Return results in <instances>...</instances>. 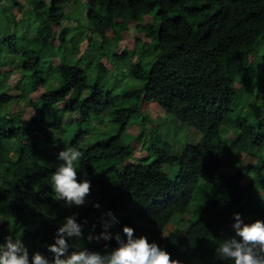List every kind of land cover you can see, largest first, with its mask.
Listing matches in <instances>:
<instances>
[{"label":"trees","instance_id":"1","mask_svg":"<svg viewBox=\"0 0 264 264\" xmlns=\"http://www.w3.org/2000/svg\"><path fill=\"white\" fill-rule=\"evenodd\" d=\"M67 4L69 13L62 10ZM0 12V109L7 108L0 113V244L19 238L30 256L39 251L51 259L47 245L75 214L83 238L70 241V251L109 252L114 239L89 242L87 236L103 230L101 214L111 210L119 216L116 232L128 225L138 236V222L149 241L157 237L183 264H234L216 252L235 235L233 213L245 223L264 220L257 184L264 185V96L255 98L264 87V53L248 65L264 45V0H0ZM130 22L134 46L119 51L115 42ZM11 25L12 31L2 28ZM5 65L21 75L8 90ZM114 65L127 79L109 73ZM117 86L121 92L113 93ZM148 104L198 139L173 150L158 123L148 152L128 161L134 145L123 136H131V118ZM23 105L31 112L23 115ZM71 114L78 117L69 120ZM98 120L115 131L88 139L101 129L89 130ZM52 144L57 154L67 148L83 153L78 179L90 180L92 188L84 205L56 199L51 177L63 162ZM250 155L256 162L246 164ZM164 164L178 169L171 176Z\"/></svg>","mask_w":264,"mask_h":264},{"label":"clouds","instance_id":"2","mask_svg":"<svg viewBox=\"0 0 264 264\" xmlns=\"http://www.w3.org/2000/svg\"><path fill=\"white\" fill-rule=\"evenodd\" d=\"M82 156L81 151L73 148L62 149L57 154V159L63 163L57 166L51 177L52 189L56 199L68 206L84 205L92 190L90 180L78 179L76 165ZM93 207L99 208V202ZM187 213L190 215L186 212L185 217ZM233 218L235 235L225 238L216 252L234 264H264V220L245 223L239 212H234ZM100 219L103 230L99 234L90 232L87 239L89 242H110L114 239L117 246L110 252L101 253L88 248L70 251V241L83 238V225L77 222L74 214L65 217V221L56 229L54 242L47 245L51 259L39 251L30 256L23 240L8 238L0 244V264H183L155 241H149L147 235L136 236L131 226L124 225L122 234L112 232L111 229L120 221L111 210L102 213ZM104 247L107 249L108 243Z\"/></svg>","mask_w":264,"mask_h":264},{"label":"rangeland","instance_id":"3","mask_svg":"<svg viewBox=\"0 0 264 264\" xmlns=\"http://www.w3.org/2000/svg\"><path fill=\"white\" fill-rule=\"evenodd\" d=\"M64 12L66 13H69L71 11V7L70 5H65L62 9ZM8 9L5 10V14L7 15L8 13ZM16 18H18L19 14L16 12ZM0 21L3 23L4 22V15L0 12ZM64 23L69 26V27H74L75 26V20L70 18V17H66L65 20H64ZM4 29L5 32H8L9 30H13L14 26L11 25L10 28L8 29H5L6 27H2ZM132 29H133V24L130 22L129 24V27H128V30H123L122 33H121V38L119 40H117L115 42V44L117 45V50L121 51L122 49H130V48H133L134 46V42H133V37H132ZM111 31H109V35H111ZM3 36L2 35V32L0 33V37ZM86 44V41H83L82 43H80V48L83 49L84 46ZM260 44V43H259ZM259 44L258 46L256 47V50H255V55H251L249 56L248 58V65L253 67L257 64V61L258 59L260 58V56L264 53V45H262L260 48H259ZM114 45V44H113ZM259 49V50H258ZM258 50V51H257ZM1 55L8 59V53L6 52L5 49H2L1 50ZM136 58V56H135ZM59 60L58 59H54L53 60V63L54 64V69H57V66H58V63ZM103 62L104 63H108V58L105 57L103 59ZM113 69L115 71V74L118 76V79L120 81L122 80H125L127 79V74L126 73H123L124 71V68L122 66H117V65H114L113 67H111V70L109 71V73L111 75H113ZM4 71V72H3ZM2 72L4 74H6V76H8V79H7V89L8 90L9 88H13V86H15L14 84L18 81V79H20L21 75L17 72V71H14L12 70V68L9 66V65H5L4 68H2ZM20 76V77H19ZM121 92V89L119 86L116 87V90L114 89V92L113 93H120ZM252 93H254V90L251 91ZM258 93L256 94L255 98H256V101H258L259 99L263 98L264 96V87L261 86L260 89H258L257 91ZM29 97H36V93L34 92L33 94H31ZM156 104V103H155ZM155 104H148L147 106H145L143 108L144 110V113L142 114L141 112L138 114V116H133L129 122V125H128V132H130L131 136L135 135L133 138H134V144H133V139L131 136L127 135V136H123V140H125L126 142H129L130 144L134 145V148L132 149V153L131 155L129 156L128 158V161H137L138 158H140L143 155L146 154V151L145 150V145H146V141L148 140L152 130H153V126L155 124H158L159 127H160V133H163L162 137L161 138H164V140H168L170 141L171 143H173V150L177 149L178 150L186 143L188 142H194L196 141L198 138H196V134L197 132H193V131H190L189 128H186V127H181L178 129V127L176 126V121L175 119L172 117V115L164 112L158 105H155ZM17 106L16 104L12 103L11 104V109H16ZM7 108H1L0 109V113H4L5 110ZM23 109H24V112H23V115H26L28 114L29 112H31V109L29 106H25L23 105ZM30 109V111H29ZM33 112V110H32ZM70 116V115H69ZM3 116H0V118H2ZM26 117V116H24ZM78 117V114H71V116L69 117V120H72L73 118H77ZM67 118V117H66ZM103 116L99 117V119H102ZM174 119V120H173ZM98 122V123H97ZM96 123L94 121V124L93 126H91L89 128L90 131H94V128L95 127H101V129H98L96 130L95 132H97L96 135H93V133H88V139H96L97 137H99L98 135H104V136H107L109 135L110 133H113L115 131V126L114 125H111L109 124L108 122H105L103 121V126H101L100 124V120H98ZM67 125H69L70 127L72 126V123H65ZM86 127V126H85ZM100 131L102 132L101 134ZM232 133L228 132V140H231L232 139V136L231 135ZM16 143H12V150H11V153H17L19 151V149L16 148ZM18 147V146H17ZM54 146L53 144L51 145V149L55 152V150L53 149ZM148 152V151H147ZM56 153V152H55ZM57 154V153H56ZM246 160H245V163L246 164H249L251 162H256L254 159L255 157L253 156H247V157H244ZM150 160V157L146 160V161H149ZM126 161V162H128ZM258 161H260L258 159ZM122 167V165L120 166V168ZM163 169L169 173V175H174L175 172L177 171L178 169V165H174V166H170L168 164H164L163 165ZM226 173H228V170L226 169L225 171ZM253 175H249V177H252ZM259 186H263V187H259V192L263 195L264 197V185L261 183V182H257V184H259ZM127 203H129V200L127 199L126 200ZM134 204V203H133ZM128 208V207H127ZM189 214L187 213L186 216H188ZM127 217H129V212H127ZM119 217V216H118ZM136 227L138 228V231H137V235L140 236V235H147L144 233V227L145 226H142V224L140 225V223L137 222V225ZM117 230V226H115V228L111 229L112 232H116ZM141 231V232H139ZM156 239H158L157 237L154 238V241H156ZM103 241V240H101ZM105 242V241H104ZM111 251V250H110ZM109 251V252H110ZM191 264H200L199 261L197 260H193L191 262Z\"/></svg>","mask_w":264,"mask_h":264}]
</instances>
